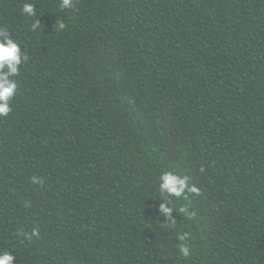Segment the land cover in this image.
<instances>
[{"label": "trees", "instance_id": "obj_1", "mask_svg": "<svg viewBox=\"0 0 264 264\" xmlns=\"http://www.w3.org/2000/svg\"><path fill=\"white\" fill-rule=\"evenodd\" d=\"M24 2L0 0L28 57L0 117V250L15 264H264V0H29L36 18ZM164 170L199 189L172 198L193 213L174 224L158 211Z\"/></svg>", "mask_w": 264, "mask_h": 264}, {"label": "clouds", "instance_id": "obj_2", "mask_svg": "<svg viewBox=\"0 0 264 264\" xmlns=\"http://www.w3.org/2000/svg\"><path fill=\"white\" fill-rule=\"evenodd\" d=\"M60 9H71L74 7L73 0H60ZM21 11L27 17H37L35 6L29 0H26L21 6ZM57 31L63 30L65 24L58 20L56 23ZM33 29L38 27V24L32 25ZM9 27L0 25V117H7L12 111L11 102L17 94L18 81L16 77L20 72V67L24 64L28 57L22 52V49L17 42L9 34ZM33 183H42L36 178H33ZM158 190L164 199H159L158 211L163 215L164 220L174 224L177 218L173 213H184L192 217L193 213L187 206L181 207L179 212L173 205L172 198L188 199L187 193H198L199 189L195 185L188 183L187 176H182L173 170H164L157 177ZM27 235V234H26ZM32 236L38 235V232L33 230ZM188 231H180L175 239L177 241L178 253L183 258L190 256V247L187 241L190 239ZM30 238V237H29ZM16 256L13 251L0 250V264H15Z\"/></svg>", "mask_w": 264, "mask_h": 264}]
</instances>
